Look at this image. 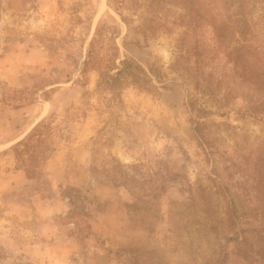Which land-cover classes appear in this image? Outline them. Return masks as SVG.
<instances>
[{
	"label": "rangeland",
	"instance_id": "obj_1",
	"mask_svg": "<svg viewBox=\"0 0 264 264\" xmlns=\"http://www.w3.org/2000/svg\"><path fill=\"white\" fill-rule=\"evenodd\" d=\"M0 264H264V0H0Z\"/></svg>",
	"mask_w": 264,
	"mask_h": 264
},
{
	"label": "trees",
	"instance_id": "obj_2",
	"mask_svg": "<svg viewBox=\"0 0 264 264\" xmlns=\"http://www.w3.org/2000/svg\"><path fill=\"white\" fill-rule=\"evenodd\" d=\"M115 57L111 56V65L95 67L99 71L100 80L98 81V89L105 90L108 87H126L128 84L140 86L144 77L145 70L136 65L132 61L123 60L120 65L115 64ZM89 61H86V66ZM46 123L42 121L34 130L21 142L13 147L16 160L21 162L28 180L36 179L40 175V166L44 160L46 151L49 150L47 140L44 136Z\"/></svg>",
	"mask_w": 264,
	"mask_h": 264
}]
</instances>
